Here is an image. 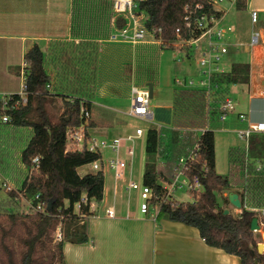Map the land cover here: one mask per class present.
I'll return each instance as SVG.
<instances>
[{
    "label": "trees",
    "instance_id": "16d2710c",
    "mask_svg": "<svg viewBox=\"0 0 264 264\" xmlns=\"http://www.w3.org/2000/svg\"><path fill=\"white\" fill-rule=\"evenodd\" d=\"M136 3V14L146 16L144 26L159 42L160 49L199 38L204 31L198 24L202 17L209 20L212 16H223L208 0H136ZM235 6L239 11L245 10L246 0H237ZM127 25L128 17L114 13L113 0H73L70 31L78 43L55 42L45 52L34 44L27 50L24 57L27 103L8 112L12 118L8 125L13 132H30L20 154L27 172L21 190L33 206L42 205L43 211H0V264H66L64 244L81 245L89 241L87 220L92 214L89 206L102 202L105 177L103 172L80 176L78 169L93 164L101 156L86 150L66 152V133L80 125L81 107L91 111L100 73L99 40H107ZM141 48L147 49L145 53L151 49L148 45ZM156 55L157 52L153 58ZM137 61L136 67H129V75L137 71L140 77L134 80L138 85L144 86L147 78L154 86L155 72L142 68L145 60ZM248 81L249 66L234 64L230 72L213 78L215 90L211 93L199 89L175 91L171 129L145 128L143 183L157 197H163V185L173 179L179 156L199 137L198 156L188 164L186 176L190 180L198 177L203 190L193 193L192 202L172 198L158 208L168 220L196 228L207 246L238 257L240 264H264V252L259 253L260 242L251 231L253 219L264 224V216L260 214L264 209V169L257 171L256 164L264 162V135L251 139L248 155L240 147L230 149L228 175L216 171L214 131L228 122L220 121V108L230 96V86ZM57 100L63 102L60 116L50 110ZM89 125L92 127L93 123ZM202 130L204 133L199 136L197 131ZM34 158H39V165L30 174ZM239 185L242 191L236 194L241 201V213L225 215L226 207L221 205L219 195L223 197L222 203L229 205L223 194ZM7 193L10 200L19 202L14 191ZM59 226L63 239L56 242Z\"/></svg>",
    "mask_w": 264,
    "mask_h": 264
},
{
    "label": "crops",
    "instance_id": "0c3cea01",
    "mask_svg": "<svg viewBox=\"0 0 264 264\" xmlns=\"http://www.w3.org/2000/svg\"><path fill=\"white\" fill-rule=\"evenodd\" d=\"M236 1L227 0L223 3L227 4V7H221L224 14L219 27L226 30L223 44L228 50L221 68L228 73L234 64L248 65L249 81L248 84L233 85L229 88V98L235 104L236 114L219 128L224 133H235L237 129L245 126L238 121V114H245L252 121L264 120V0H246V8L242 11L236 9ZM72 2L73 0H0V93L19 92L20 85L19 89H16L14 84L20 78L25 54L34 44H38L45 52L55 42L78 43L77 39L72 38L70 31ZM252 12L258 13L257 23L252 22ZM229 28H232V32ZM255 32L260 33V40L257 45H252L251 40ZM108 39H100L99 43H111ZM193 50L196 51L192 48ZM189 55L191 56L190 53ZM129 77L132 78L130 87L137 84L134 74ZM113 80L116 79L112 77V83H115ZM115 89L112 86L108 92L102 93L97 88L95 97L97 93H108L112 96ZM154 89L153 86V91ZM95 97L92 99L93 126L90 127V132L96 137L107 140L125 138L135 136L136 130L142 128H136L134 133L126 126L113 121L110 115L96 111ZM167 112H170L168 119ZM156 115L160 125L165 122L171 125L172 105L159 107ZM105 127L108 130H105ZM109 130H113L115 136L109 134ZM142 138L136 139L135 145ZM129 146L130 143L123 142L124 156ZM226 147L227 173L218 168L219 152ZM237 147L239 145H232L223 136L220 140L215 138L216 171L219 175L226 176L229 173V151ZM106 153L108 157L111 156L109 151ZM78 173L85 176L95 172L91 165H88L79 168ZM127 181V178L118 181L115 196L113 175L112 186L109 187L105 182L104 198L101 203H95L96 208L91 211L92 214L87 220L89 241L81 245L66 242V264H240L238 257L207 246L196 228L168 220L158 207L150 209L146 215H142L138 208H132L129 204L131 197L136 195L138 198L139 193L132 191L129 195L126 191ZM236 191H242L240 185L230 193H237ZM230 193L223 196L228 197ZM125 199V208L120 207ZM222 199L221 196V205L226 207L229 214L240 215L241 209L231 204L224 205ZM112 205H115L116 210L114 219L106 215V210ZM257 234L260 237L259 245H264V224L260 226Z\"/></svg>",
    "mask_w": 264,
    "mask_h": 264
},
{
    "label": "built area",
    "instance_id": "2783aa9c",
    "mask_svg": "<svg viewBox=\"0 0 264 264\" xmlns=\"http://www.w3.org/2000/svg\"><path fill=\"white\" fill-rule=\"evenodd\" d=\"M226 1L227 0H208L209 4L216 11L223 14L224 11L221 9V5ZM136 9V0H113L114 13L120 16L128 17V25L126 28L114 32L109 37V42L136 46L146 41L149 33L147 32L144 23H142V17L136 14ZM221 18H215L212 16L208 20L206 17H202L200 20H198L199 27L204 29L202 35L197 39L181 42L183 46L193 47L197 53H199L200 60L198 64L202 69V75L205 76L206 79H200L198 81H195L194 79L188 81L185 79H183V81L177 79L176 83L178 85H181L186 89L206 90L209 93L215 90L213 86V78L216 77V75L225 73L222 71L221 62L228 51L223 44L226 30L222 27H219ZM251 19L253 23H257L258 13L252 12ZM228 30L232 32V28H229ZM177 32H179V30ZM158 33H161L160 29L158 30ZM204 38L207 39V43L205 46L200 47L198 42ZM259 40L260 33L255 32L251 40L252 45H257ZM25 67L26 63L24 62L19 75L21 81L19 92L0 93V124H10L12 118L8 112L16 111L22 105L27 103L28 87L26 83ZM130 95L132 105L128 113L129 116L146 123H152L155 113L150 109V94L148 87L132 84L130 87ZM220 110V121L222 122H227L232 115L236 114L235 104L230 98L226 99ZM80 119V125L78 127L69 129L66 133L65 151L82 152L86 150L91 153L100 154V159L91 164L92 170L94 172L104 173L106 168L113 174V179L115 182L114 196L116 195L118 181L128 178L126 191L129 193V195L132 191H137L139 193V210L142 215L148 214L150 209L156 208L158 205L166 203L172 199L177 190H187L191 193H200L203 190V186L198 177L190 180L186 176L188 164L197 159L199 151V137L196 139L195 144L192 147L187 148L183 156L179 159L174 170L175 175L168 184L163 185L165 194L160 198L155 195L152 188L146 186L143 182L139 185L133 181V167L136 148L135 140L145 136V129H137L135 136L130 135L125 138L117 137L110 140L100 139L90 132L91 128L89 123L92 119L91 111L86 107H81ZM237 119L241 124L245 125L244 127L235 131L238 139L243 143V145L239 147L241 150L245 151L246 155H248L251 139L254 136L264 135V120L252 121L245 114H238ZM203 133L204 131L202 130L201 134ZM123 142L130 143L129 148L126 151V158H124L122 154ZM106 151H109L111 156L104 162L103 153ZM256 164L257 171L264 169V162L257 161ZM32 165L33 166L30 168V174L38 169L39 158H34L32 160ZM180 177H182L183 180H181ZM7 184L8 182H6L3 187L10 191V189L7 188ZM154 201H156L155 204ZM76 207L79 209L80 205H76ZM29 208L32 211H43L42 205L35 207L31 204V202ZM95 208L96 204L92 202L89 206V211L91 212L92 210H95ZM260 214L261 216H264V209L260 210ZM106 215L110 219H114L116 217L115 205H112L106 210ZM259 222V225L262 226L261 221ZM60 228L61 226L58 227L55 235L56 242H61L63 239ZM258 232L254 233L257 234Z\"/></svg>",
    "mask_w": 264,
    "mask_h": 264
},
{
    "label": "rangeland",
    "instance_id": "374dc122",
    "mask_svg": "<svg viewBox=\"0 0 264 264\" xmlns=\"http://www.w3.org/2000/svg\"><path fill=\"white\" fill-rule=\"evenodd\" d=\"M221 7H227V4H222ZM140 16L142 17V23H144L146 20V16L144 14H141ZM181 42H176L172 47H163V49L161 48L162 50L159 48V42L155 40L152 35H148L145 42L136 46L120 43H100L101 51H99L98 54L100 73H98L99 83L96 85V90L98 88V90H101L102 93H106L109 91V87L114 86V88H116V91L112 96H109L108 93L105 95H99V93H97L94 101L95 104H97L95 106L96 111H102L103 113L110 115L109 117H111L113 121L118 122V124L120 125L126 126L127 128L133 130L134 133L135 129L139 127H157L171 129V125L167 124V122L160 125L158 123L156 114L159 107L163 108L172 105V98L174 97L173 93L175 91L186 89L185 87L178 85L176 83V80L178 79L183 81V79H185L186 81H188L194 79L195 81H198L200 79H206V77L202 75V69L198 64L200 60L199 53L194 50L192 51L193 47L183 46ZM206 43L207 39L204 38L198 42V45L200 47H203L206 45ZM144 45L150 46V52L147 51L145 53L147 49L141 48ZM156 52V58H153V55ZM189 53L191 54V56L189 55ZM139 54L144 58L139 57ZM137 59L140 61L139 63H143L145 60L146 63H144L143 67L141 65L142 68H148L149 70L151 69L153 73L155 72V74L153 75L155 89L153 91V98L150 99L149 103L150 109L155 113V117L152 123L140 121L139 119L130 117L128 114L132 105L129 93L132 78L129 77L131 76L129 75V67H132L134 65L136 67L138 64ZM223 60L221 62V65L223 63ZM134 75L135 80H138V77H140L139 73L137 71H134ZM112 77L116 79L113 81H116L117 83H112ZM146 80L147 78L143 82L144 86L142 87H147V85L151 83L150 81ZM19 85L20 78L15 81L14 87L16 89H19ZM50 110L56 116L62 115V100H57V102L51 107ZM109 117L105 116V118ZM166 118H170V112H167ZM105 128V130H108L107 127ZM216 128L220 130L219 126H217ZM218 130L215 132V138H217L218 140H220V137L223 136L232 145H243V143L238 139L236 133H224L221 132V130ZM197 133L198 135H200L201 131H197ZM109 134L115 136L116 133L113 130H109ZM29 135L30 132L28 131L17 130V132H13V129L11 130L9 125L0 124V211L17 210L24 212L30 210V200L27 199V197L21 190V185L25 179V175L27 172L26 170H24V165L21 162L20 156L21 151L24 148V141L27 140ZM145 143L146 137H143L135 145L136 148L133 167V181L139 185L143 182L145 171ZM126 145L127 144L125 143V147ZM187 148H190V146L184 148V150L182 151L183 153L178 158V161L183 156ZM122 154H124L123 150ZM107 158H109L108 154L106 152L103 153L104 162ZM124 158H126V156H124ZM227 165L228 156L226 147L221 149V151L219 152L218 168L227 173ZM112 175L113 174L105 168V182L109 187L112 186ZM180 179L183 180L182 177H180ZM6 182H8L7 188L10 189V191H14L20 198L19 202H15L16 204L12 200H10L7 193V191L9 190L3 187ZM174 199L179 202H192L194 200V196L190 191L177 190L174 194ZM220 200L221 196L219 195V201ZM125 201L127 200H123V202L120 204L121 206H119H123L125 208ZM129 204L132 208L139 209V197L137 198L136 195L132 196ZM256 238L258 241H260L259 234H256Z\"/></svg>",
    "mask_w": 264,
    "mask_h": 264
},
{
    "label": "water",
    "instance_id": "95a60500",
    "mask_svg": "<svg viewBox=\"0 0 264 264\" xmlns=\"http://www.w3.org/2000/svg\"><path fill=\"white\" fill-rule=\"evenodd\" d=\"M147 87L149 89L150 99H152L153 98V84L150 83V84L147 85ZM228 200H229V202H230V204L232 206H234L237 209H241L242 205H241V201H240V198H239L238 194L230 193L228 195ZM224 214L228 215L229 211L226 209L224 211ZM259 230H260L259 220L258 219H253L252 225H251V231L252 232H258ZM258 251H259V253H263L262 250H261L260 245L258 247Z\"/></svg>",
    "mask_w": 264,
    "mask_h": 264
},
{
    "label": "bare ground",
    "instance_id": "6f19581e",
    "mask_svg": "<svg viewBox=\"0 0 264 264\" xmlns=\"http://www.w3.org/2000/svg\"><path fill=\"white\" fill-rule=\"evenodd\" d=\"M260 247H261L262 250L264 249V245H261Z\"/></svg>",
    "mask_w": 264,
    "mask_h": 264
}]
</instances>
